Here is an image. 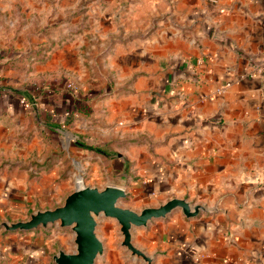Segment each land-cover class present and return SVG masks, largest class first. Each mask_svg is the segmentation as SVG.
<instances>
[{"label": "crops", "instance_id": "0c3cea01", "mask_svg": "<svg viewBox=\"0 0 264 264\" xmlns=\"http://www.w3.org/2000/svg\"><path fill=\"white\" fill-rule=\"evenodd\" d=\"M98 1L104 14L83 31L100 41L87 89L101 126L86 136L120 138L126 206L177 196L207 207L149 221L140 246L153 264H264V0ZM22 94L0 97V222L19 219L39 172L17 135L25 118L46 109L66 125L74 109L60 95L26 108ZM34 234L0 228V264H51Z\"/></svg>", "mask_w": 264, "mask_h": 264}, {"label": "rangeland", "instance_id": "374dc122", "mask_svg": "<svg viewBox=\"0 0 264 264\" xmlns=\"http://www.w3.org/2000/svg\"><path fill=\"white\" fill-rule=\"evenodd\" d=\"M104 11L98 0H0V97L4 92L19 90L35 102L34 106L38 97L55 99L58 95L81 99L88 106V83L98 81L101 56L100 41L83 29L97 27L95 20L84 24L90 17L102 16ZM75 91L79 93L76 97ZM94 112L87 115L73 110L68 117L70 124L66 125L52 122L46 109L27 115L26 129L21 128L17 135L22 143L32 147L29 161L37 165L39 172L29 170L30 177L36 180L26 184V207L13 211L22 217L4 220L28 219L38 209L63 204L78 186L104 187L121 180L120 172L125 167H116L113 162L119 158L115 144L120 138L101 142L98 135V141L86 136L100 131ZM77 141L94 143L95 148ZM40 153L42 162L35 157L37 154L39 158ZM127 196L120 199L121 205L126 206ZM165 201L160 200L159 204ZM97 219V232L105 248L93 264H148L122 244L121 225L115 217L101 214ZM143 228L133 227V242L140 248L138 235ZM20 231L35 233L34 237L45 243L51 264H55L53 256L59 249L76 250L75 231L59 221Z\"/></svg>", "mask_w": 264, "mask_h": 264}, {"label": "water", "instance_id": "95a60500", "mask_svg": "<svg viewBox=\"0 0 264 264\" xmlns=\"http://www.w3.org/2000/svg\"><path fill=\"white\" fill-rule=\"evenodd\" d=\"M128 192L122 185L110 183L104 187L96 185H81L71 191L63 204L54 208L38 209L32 212L30 218L15 221L3 220L0 228L8 231L31 230L40 225L59 221L62 226H71L75 231L76 250L67 252L59 249L54 254L55 264H93L99 254L104 252V242L97 232L98 216L115 217L123 234L122 244L127 246L132 254L142 256L152 264L153 257L133 242V227L146 226L152 219L163 218L174 209L180 208L188 217L198 215L201 210H207L202 203H192L184 197H172L159 205H147L136 210L120 204Z\"/></svg>", "mask_w": 264, "mask_h": 264}, {"label": "trees", "instance_id": "16d2710c", "mask_svg": "<svg viewBox=\"0 0 264 264\" xmlns=\"http://www.w3.org/2000/svg\"><path fill=\"white\" fill-rule=\"evenodd\" d=\"M7 93H11V92H7ZM74 95H75V97L77 96V95H79V93H78V91H75V93H74ZM75 99V98H74ZM74 105H75V107H74V113L75 112H78V111H80V112H84L85 114H87V115H91L92 114V107H91V105L89 104L88 106H85L83 103H82V101H81V99H79V100H74ZM77 142H79L81 145H83V146H85V147H88V148H91V149H93V148H95V145H94V143L93 144H90L89 142V144H87V143H84V141H77Z\"/></svg>", "mask_w": 264, "mask_h": 264}, {"label": "built area", "instance_id": "2783aa9c", "mask_svg": "<svg viewBox=\"0 0 264 264\" xmlns=\"http://www.w3.org/2000/svg\"><path fill=\"white\" fill-rule=\"evenodd\" d=\"M35 100V99H34ZM36 101V100H35ZM21 102L24 104V106L26 108H30L34 105V101H30L28 98H26L25 96L21 97Z\"/></svg>", "mask_w": 264, "mask_h": 264}]
</instances>
